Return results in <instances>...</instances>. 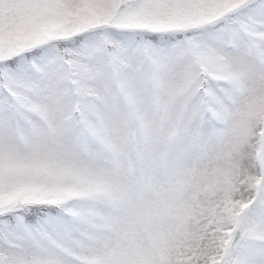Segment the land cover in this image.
Returning a JSON list of instances; mask_svg holds the SVG:
<instances>
[{
	"label": "snow or ice",
	"instance_id": "1",
	"mask_svg": "<svg viewBox=\"0 0 264 264\" xmlns=\"http://www.w3.org/2000/svg\"><path fill=\"white\" fill-rule=\"evenodd\" d=\"M0 264H264V0H0Z\"/></svg>",
	"mask_w": 264,
	"mask_h": 264
}]
</instances>
